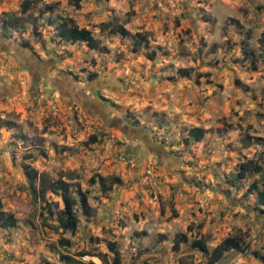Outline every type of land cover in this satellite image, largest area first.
Segmentation results:
<instances>
[{
  "label": "rangeland",
  "instance_id": "rangeland-1",
  "mask_svg": "<svg viewBox=\"0 0 264 264\" xmlns=\"http://www.w3.org/2000/svg\"><path fill=\"white\" fill-rule=\"evenodd\" d=\"M24 1L0 0V203L17 221L0 264H112L110 244L121 264H207L192 242L228 237L249 249L216 264H264V0ZM65 17L100 50L61 38ZM30 170L86 193L75 233Z\"/></svg>",
  "mask_w": 264,
  "mask_h": 264
},
{
  "label": "trees",
  "instance_id": "trees-1",
  "mask_svg": "<svg viewBox=\"0 0 264 264\" xmlns=\"http://www.w3.org/2000/svg\"><path fill=\"white\" fill-rule=\"evenodd\" d=\"M76 4V7H79L78 0H73ZM33 1L25 0L22 4V13L28 12L32 7ZM47 10H52V7H47ZM12 17V16H10ZM12 24V23H11ZM7 24L8 28L12 25ZM108 24H103L102 28L106 30L108 28ZM59 36L65 39L68 42L76 43V42H85L88 47L93 50H100V45L98 41L90 34L89 31L85 29H81L75 20L71 17H65L61 23L57 27ZM112 33H121L123 35H127L128 32L123 27H114L111 29ZM140 46V42H137L138 49ZM204 136V131L199 128H193L189 131V137L194 141H200ZM256 170H260V167H256ZM248 171L246 165L241 166V170L238 173L236 180L238 178H244L246 172ZM27 177L29 182L32 184L37 179L39 183L37 187H34V194L40 200H45L47 193L52 192L54 194H60L64 207L57 211V222L59 227L64 232H71L75 233L78 230L79 225V217L76 212V206L81 203L82 207L84 208L85 212H89V205L86 193H82L78 191L79 200L75 198L70 190V186L68 183L63 181L57 182H47L45 179L38 177L37 172L30 170L27 173ZM94 180V179H93ZM121 181L117 177L107 176L101 178V183L105 190H111L114 185L119 184ZM236 183V181H233ZM234 184V183H233ZM250 191H256L258 200H260L261 204L264 205V191L260 190L256 183L252 184L250 187ZM17 221L12 214H5L2 211L1 203H0V225L5 228H11L16 225ZM67 240H62V244H66ZM187 236L185 234L178 235L175 241V248L178 250L180 245L183 243H187ZM192 246L195 248H199L201 251L209 254V259L207 264H216L227 254L231 251H238V252H245L249 249L248 245L241 237H228L224 239L218 246H216L212 251L209 252V249L206 243L202 240L192 242ZM110 250L114 254V258L112 264H121L120 260V252L116 248L115 244H110ZM85 255H89L88 253H80L79 256L84 257ZM101 262L103 264H109L108 260L106 259V255H99ZM264 260V255L262 256ZM64 264H88L82 260H77L72 258L69 255L63 257ZM148 264V263H145Z\"/></svg>",
  "mask_w": 264,
  "mask_h": 264
}]
</instances>
